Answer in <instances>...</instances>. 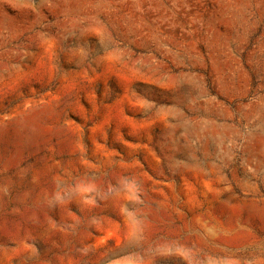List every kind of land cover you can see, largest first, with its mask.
I'll list each match as a JSON object with an SVG mask.
<instances>
[{
    "label": "rangeland",
    "instance_id": "374dc122",
    "mask_svg": "<svg viewBox=\"0 0 264 264\" xmlns=\"http://www.w3.org/2000/svg\"><path fill=\"white\" fill-rule=\"evenodd\" d=\"M0 264H264V0H0Z\"/></svg>",
    "mask_w": 264,
    "mask_h": 264
}]
</instances>
